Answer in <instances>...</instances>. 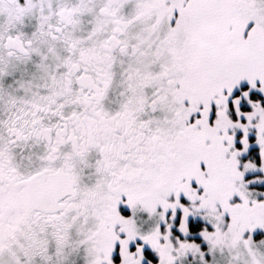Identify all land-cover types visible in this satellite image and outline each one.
<instances>
[{"label":"snow or ice","instance_id":"6c2138e0","mask_svg":"<svg viewBox=\"0 0 264 264\" xmlns=\"http://www.w3.org/2000/svg\"><path fill=\"white\" fill-rule=\"evenodd\" d=\"M0 264H264V0H0Z\"/></svg>","mask_w":264,"mask_h":264}]
</instances>
